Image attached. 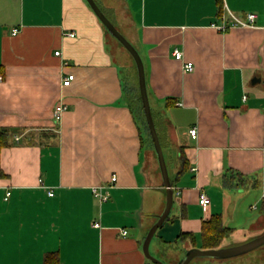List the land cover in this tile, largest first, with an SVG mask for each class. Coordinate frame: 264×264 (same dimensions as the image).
Returning <instances> with one entry per match:
<instances>
[{"label": "crops", "instance_id": "1", "mask_svg": "<svg viewBox=\"0 0 264 264\" xmlns=\"http://www.w3.org/2000/svg\"><path fill=\"white\" fill-rule=\"evenodd\" d=\"M221 2L223 14L219 0L109 1L143 59L170 158L174 204L154 255L193 247L181 232L201 247L212 215L231 236L264 226V0ZM230 12L256 17L231 26ZM107 35L86 0H0V264H155L143 242L166 187L139 86L125 83ZM102 184L106 200L92 190Z\"/></svg>", "mask_w": 264, "mask_h": 264}, {"label": "water", "instance_id": "2", "mask_svg": "<svg viewBox=\"0 0 264 264\" xmlns=\"http://www.w3.org/2000/svg\"><path fill=\"white\" fill-rule=\"evenodd\" d=\"M88 5L98 16L102 24L108 29V31L129 51L132 55L138 74L140 99L142 101L143 109L145 112V117L150 130V134L153 140L154 148L157 154L160 170L163 176L164 184L166 187V203L163 210L157 215L156 220L149 228L146 233L143 250L146 256L155 264H168L164 260L156 257L152 252H150V243L156 234L157 230L163 225L167 217L169 216L173 204H174V189L172 186V180L170 178L163 146L159 137V133L154 121L153 112L151 109L148 88L146 83L145 65L143 59L135 47V45L120 31L116 24L106 15L102 7L96 0H86ZM260 78H254L253 81H259ZM264 245V232L246 240L241 243L232 245H221L219 247L213 248H202L193 246L187 249L180 264H191V261L196 258H218L225 259L234 257L246 252H249L255 248Z\"/></svg>", "mask_w": 264, "mask_h": 264}, {"label": "rangeland", "instance_id": "3", "mask_svg": "<svg viewBox=\"0 0 264 264\" xmlns=\"http://www.w3.org/2000/svg\"><path fill=\"white\" fill-rule=\"evenodd\" d=\"M99 4L102 6V9L106 13V15L116 24V26L120 29V31L133 43L134 40L130 36L129 31L126 28V25L121 22L119 18L116 17L114 14V10H112L109 1L110 0H97ZM108 32V38H109V44L108 48L111 51V55L114 58V60L120 65L122 69V76L124 77L125 83H129L131 77L133 76L135 84L139 86L138 82V74H137V68L135 61L132 57V55L129 53V51L107 30ZM139 91V87H137ZM136 89V90H137ZM142 104V103H141ZM153 104V101H152ZM154 105V104H153ZM155 119H157V114ZM143 115V113H142ZM143 119L145 121V117L143 116ZM146 122V121H145ZM145 132L148 136V138L152 139L151 134H149L148 128L145 127ZM166 158L167 162L169 164L170 169V158L168 155V152L166 150ZM255 213V211H252ZM264 232V226L257 227L256 229H250L247 228L245 231L237 232V234L232 235L231 237L227 238L223 241L222 245H232L241 243L243 241H246L260 233ZM187 246L185 245H178V246H170V247H163L157 250H154V247L152 246V251L155 252V256L164 260L168 264L176 262L180 255L184 257L187 249ZM151 252V250H150ZM191 264H264V245L255 248L249 252L230 257L225 259H218V258H199L196 257L191 261Z\"/></svg>", "mask_w": 264, "mask_h": 264}, {"label": "built area", "instance_id": "4", "mask_svg": "<svg viewBox=\"0 0 264 264\" xmlns=\"http://www.w3.org/2000/svg\"><path fill=\"white\" fill-rule=\"evenodd\" d=\"M230 18H231V26H249L252 25L254 23L255 17H256V13L254 12H249L247 14L246 18H239L237 16H235L234 14H232L230 12ZM220 28L222 29H227L229 26L226 23H223L221 25H219ZM17 32V30H14V34ZM70 36H74L75 32H70L69 33ZM59 51H56V54H59ZM174 56L176 59H183V52L179 49H175L173 52ZM184 69L188 70V71H192L194 69V65L192 62H186L184 63ZM75 75L73 73H67L66 75L63 76L62 78V85L63 86H67L70 85L72 83V81L74 80ZM67 109V105L60 101L55 105L54 108V120L56 121V123L61 122L62 118H63V114L65 112V110ZM190 135L193 138H196L198 136V128L196 126H193L192 128H190L189 130ZM117 178L116 175L112 176V181H115ZM112 185H95L92 187V190L94 192L95 195H97L101 200H106L109 197V188ZM180 191L177 190V193H179ZM10 194V192L8 191V195ZM201 204H207L210 201V198L207 196L206 193H201L200 194V199H199ZM95 226H98L99 224L97 222H94Z\"/></svg>", "mask_w": 264, "mask_h": 264}, {"label": "trees", "instance_id": "5", "mask_svg": "<svg viewBox=\"0 0 264 264\" xmlns=\"http://www.w3.org/2000/svg\"><path fill=\"white\" fill-rule=\"evenodd\" d=\"M219 8H220L221 14H223V4H222L221 0H219ZM106 30H108V29L106 28ZM2 72H3V69L0 66V74ZM141 109H142L143 116L145 117L143 105H141ZM153 117H154V114H153ZM145 121H146L145 123L148 127L146 117H145ZM154 121H155V118H154ZM155 123H156V121H155ZM156 127H157V124H156ZM7 144H8L7 130L0 129V150L3 146H5ZM232 233H233V229L224 225L220 215H212L209 219H207L203 222L201 247L202 248L219 247L223 244L224 240H226L228 237L231 236ZM179 237L183 240H187L190 243V245H192V246H194L196 244L195 239H194L195 237H194V234L192 232H181ZM51 257H52V255L47 256L46 261H49V259Z\"/></svg>", "mask_w": 264, "mask_h": 264}]
</instances>
